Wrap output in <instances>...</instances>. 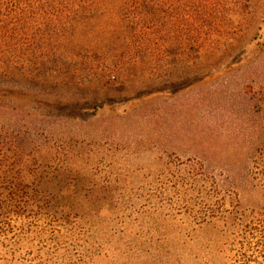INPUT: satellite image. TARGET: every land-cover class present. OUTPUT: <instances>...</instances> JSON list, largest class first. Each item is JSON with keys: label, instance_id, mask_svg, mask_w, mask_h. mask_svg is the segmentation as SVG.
Listing matches in <instances>:
<instances>
[{"label": "rangeland", "instance_id": "374dc122", "mask_svg": "<svg viewBox=\"0 0 264 264\" xmlns=\"http://www.w3.org/2000/svg\"><path fill=\"white\" fill-rule=\"evenodd\" d=\"M177 1L14 3L27 30L0 33V99L25 120L46 199L13 218L0 264H237L264 220V0L212 8L215 54L165 31L172 12L210 11Z\"/></svg>", "mask_w": 264, "mask_h": 264}, {"label": "trees", "instance_id": "16d2710c", "mask_svg": "<svg viewBox=\"0 0 264 264\" xmlns=\"http://www.w3.org/2000/svg\"><path fill=\"white\" fill-rule=\"evenodd\" d=\"M30 0H0V33L10 36L9 41H15L20 33L27 30L26 19L24 15L17 16L14 12V3L21 6L27 4ZM206 1V2H204ZM227 0H179L181 6H188L190 3L198 2L210 11L206 10L200 16L184 12H172L162 22L166 32L177 31L182 37L192 41V46H197V53L208 43L209 52L212 54L220 50L218 46V37L216 31L220 25L222 16L215 13L212 8L228 7ZM130 7L134 10H144L149 8V13L158 10V0H128ZM176 5V0H166L170 7ZM203 3V4H202ZM200 7V6H199ZM204 7V6H203ZM151 15V14H149ZM145 19L143 23L155 26L157 17ZM194 26L196 29H194ZM193 37V38H191ZM23 36L18 41L20 44L25 42ZM153 44L154 39L146 36L139 37ZM7 41V40H6ZM9 44V43H4ZM8 60L10 57L0 56ZM19 108L11 106L0 99V238H3L14 231V217H25L28 219L40 217L43 202L44 190L39 183V165L38 157L34 149L28 142V129L23 127L18 121ZM254 178L260 180L264 186V164L255 165ZM48 200V199H47ZM243 230L245 234L239 241L241 249L238 251L237 264H264V220H256L247 223Z\"/></svg>", "mask_w": 264, "mask_h": 264}]
</instances>
